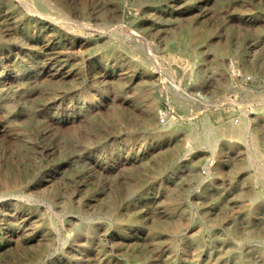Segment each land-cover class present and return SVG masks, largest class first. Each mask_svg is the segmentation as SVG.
I'll return each instance as SVG.
<instances>
[{
  "label": "rangeland",
  "instance_id": "374dc122",
  "mask_svg": "<svg viewBox=\"0 0 264 264\" xmlns=\"http://www.w3.org/2000/svg\"><path fill=\"white\" fill-rule=\"evenodd\" d=\"M263 166L264 0H0V264H264Z\"/></svg>",
  "mask_w": 264,
  "mask_h": 264
},
{
  "label": "bare ground",
  "instance_id": "6f19581e",
  "mask_svg": "<svg viewBox=\"0 0 264 264\" xmlns=\"http://www.w3.org/2000/svg\"><path fill=\"white\" fill-rule=\"evenodd\" d=\"M177 44H178L177 45L178 47H183L184 46L189 51H193L194 50V47L190 43H187L186 44V43L178 42ZM173 86H174V88L176 90L181 89L180 87H178L175 84ZM250 123H251L250 118L247 115H244L243 116V122L241 124H237L235 122H232V124L227 128V130H228L227 132L231 133L233 136H236L238 139H242L244 136H247L248 135L247 134V131H249ZM170 127H171L170 130L169 131H166V132L172 133L174 130L177 129L176 125L174 124V122L172 120L170 121ZM203 139L208 140L210 142H213L215 140V138L213 137V135L212 134H209V133H207L205 136H203ZM251 142H252V145H253V148H254L253 155L255 156V155L258 154V145L260 144V140H259L258 136H252Z\"/></svg>",
  "mask_w": 264,
  "mask_h": 264
},
{
  "label": "built area",
  "instance_id": "2783aa9c",
  "mask_svg": "<svg viewBox=\"0 0 264 264\" xmlns=\"http://www.w3.org/2000/svg\"><path fill=\"white\" fill-rule=\"evenodd\" d=\"M165 120L164 119H162V122H164ZM206 173V172H205Z\"/></svg>",
  "mask_w": 264,
  "mask_h": 264
}]
</instances>
